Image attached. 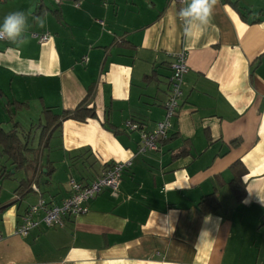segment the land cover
<instances>
[{
  "label": "crops",
  "instance_id": "1",
  "mask_svg": "<svg viewBox=\"0 0 264 264\" xmlns=\"http://www.w3.org/2000/svg\"><path fill=\"white\" fill-rule=\"evenodd\" d=\"M184 6L0 0V24L24 11L31 25L24 45L0 40V97L58 117L85 100L95 110L61 119L29 172L0 178V203L9 205L0 264H264V0H218L211 24L190 37L176 15ZM42 13L44 28L34 19ZM32 32L49 38L39 43ZM182 49L178 112L160 148L139 152V132L124 123L151 131L162 119L170 55ZM5 110L0 101L2 127ZM118 161L130 164L115 196L103 190L63 227L16 233L29 205L59 204L70 178L89 183ZM243 170L238 200L231 180ZM210 193L219 206L203 213L198 203Z\"/></svg>",
  "mask_w": 264,
  "mask_h": 264
},
{
  "label": "built area",
  "instance_id": "2",
  "mask_svg": "<svg viewBox=\"0 0 264 264\" xmlns=\"http://www.w3.org/2000/svg\"><path fill=\"white\" fill-rule=\"evenodd\" d=\"M59 3L60 0H54ZM76 3V0H74ZM181 6L184 0H173ZM100 22V21H97ZM31 37L39 43L47 41L48 33L32 32ZM169 76V88L163 102L164 115L162 119L155 123L151 131H146L138 122L128 119L124 127L129 131H138L140 135L139 152L146 150H158L161 142L166 139L168 130L171 127V120L177 114L180 99L182 96L183 78L188 71V53L182 49L171 53ZM130 164V161H118L105 166L100 173L89 183H83L74 178H70L69 195L59 204H48L40 199L36 204L29 205L21 217V223L16 233L26 235L32 228L40 223L47 227H63L65 218L75 216L87 210V202L93 199L103 190H108L113 196L117 194L122 172Z\"/></svg>",
  "mask_w": 264,
  "mask_h": 264
},
{
  "label": "trees",
  "instance_id": "3",
  "mask_svg": "<svg viewBox=\"0 0 264 264\" xmlns=\"http://www.w3.org/2000/svg\"><path fill=\"white\" fill-rule=\"evenodd\" d=\"M8 104L10 103L8 102ZM43 109L45 113H49L50 117L54 119L53 122H50V120L45 126L46 132H51V127L58 126L61 119L73 118L83 121L86 118H93L95 116L94 108H88L86 100L82 101L74 109L63 111L60 117L51 114L47 108ZM11 119L13 120V118ZM32 150L33 148L30 146V132L28 130L17 128V123L15 121H13V124H11V127L8 129L0 125V178H11L17 172L24 170L28 163L29 152ZM182 154L183 152L174 157H178ZM243 172H245V170L240 171L237 177L235 176V178L231 180L232 190L238 200H242L245 196V186L241 180V173ZM24 185L25 183L21 182L16 190H19ZM198 204L203 213H209L215 211L219 206V201L215 193H210L205 195ZM8 206V204L3 205L0 203V218Z\"/></svg>",
  "mask_w": 264,
  "mask_h": 264
},
{
  "label": "clouds",
  "instance_id": "4",
  "mask_svg": "<svg viewBox=\"0 0 264 264\" xmlns=\"http://www.w3.org/2000/svg\"><path fill=\"white\" fill-rule=\"evenodd\" d=\"M186 6L179 9L176 13L181 22L185 37L192 35L193 29L207 28L213 18L215 6L218 0H184ZM28 15L24 11H14L7 14L3 23L0 24V40H7L18 46L26 44L28 29L31 25L28 23ZM47 13L35 17V22L40 28L46 25Z\"/></svg>",
  "mask_w": 264,
  "mask_h": 264
},
{
  "label": "rangeland",
  "instance_id": "5",
  "mask_svg": "<svg viewBox=\"0 0 264 264\" xmlns=\"http://www.w3.org/2000/svg\"><path fill=\"white\" fill-rule=\"evenodd\" d=\"M6 89H8L7 86ZM6 89L4 91L7 94ZM0 101L4 104V106L6 105L4 108H6L7 111L5 110L4 114L7 116L9 123L13 124V121H15L17 123V128L25 129L30 132V146L33 150L29 152L28 163L25 169L21 171L29 172L39 158L41 144L45 141V126L50 121V114L45 113L44 109H42L43 107L38 103L36 105L28 102V105L25 103L19 105L15 102L8 104L5 100V96H1ZM10 117L13 118V120ZM10 124L3 125V128L8 129Z\"/></svg>",
  "mask_w": 264,
  "mask_h": 264
}]
</instances>
